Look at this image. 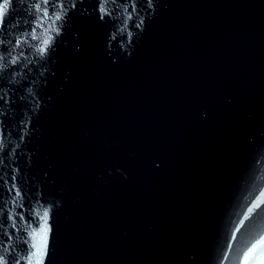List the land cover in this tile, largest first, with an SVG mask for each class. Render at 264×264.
Returning <instances> with one entry per match:
<instances>
[{
	"label": "water",
	"instance_id": "water-1",
	"mask_svg": "<svg viewBox=\"0 0 264 264\" xmlns=\"http://www.w3.org/2000/svg\"><path fill=\"white\" fill-rule=\"evenodd\" d=\"M261 251L264 0H8L4 264Z\"/></svg>",
	"mask_w": 264,
	"mask_h": 264
},
{
	"label": "snow or ice",
	"instance_id": "snow-or-ice-1",
	"mask_svg": "<svg viewBox=\"0 0 264 264\" xmlns=\"http://www.w3.org/2000/svg\"><path fill=\"white\" fill-rule=\"evenodd\" d=\"M7 4H8V0H0V23H2V21H3V17H4V14H5V10H6ZM252 252H255V247L254 246H252ZM252 252L249 253V256L252 255ZM260 255H261V259L259 261V264H264V251H261ZM0 264H4V260H3L2 257H0ZM244 264H249V259L248 258H246L244 260Z\"/></svg>",
	"mask_w": 264,
	"mask_h": 264
}]
</instances>
